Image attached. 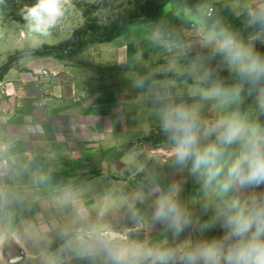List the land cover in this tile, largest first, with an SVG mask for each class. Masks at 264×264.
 <instances>
[{
	"label": "rangeland",
	"instance_id": "obj_1",
	"mask_svg": "<svg viewBox=\"0 0 264 264\" xmlns=\"http://www.w3.org/2000/svg\"><path fill=\"white\" fill-rule=\"evenodd\" d=\"M155 1L67 0L51 34L40 36L29 32L23 19V10L36 0H0V120L25 119L37 131L43 123L58 121L64 137L80 138L91 158L80 159L85 169L80 174L82 221L75 234L98 255L137 246L179 254L205 239L223 237L219 224L204 232L187 228L177 235L167 223L156 222L159 196L173 190L200 224L211 222L233 197L247 201L240 191L223 193L215 181L205 190L190 163H176L161 127L165 106L193 109L205 125L238 114L264 127V111L256 96L248 95L247 86L239 101L213 91L239 83L235 72L223 69L215 49L202 45L205 34L232 26L219 19L225 0H170L153 20L130 25L109 42L82 36L83 48L70 57L22 55L70 46L81 28L103 33L132 12L152 9ZM239 151L238 143L226 150L221 180Z\"/></svg>",
	"mask_w": 264,
	"mask_h": 264
},
{
	"label": "clouds",
	"instance_id": "obj_2",
	"mask_svg": "<svg viewBox=\"0 0 264 264\" xmlns=\"http://www.w3.org/2000/svg\"><path fill=\"white\" fill-rule=\"evenodd\" d=\"M66 2L36 0L26 7L23 19L29 32L50 35L64 15ZM248 16L250 24L258 27L251 41L264 42V7L249 9ZM202 45L212 46L214 55H222L239 80L230 89L216 86L213 91L239 101L247 86L248 95H255L264 111V56L254 50L253 44H246L232 32L220 29L205 34ZM205 76H211V72H205ZM161 127L173 145L176 163L181 166L190 163L192 174L203 178L205 190L214 181L223 193L264 186V127L250 124L238 114L205 125L195 110L172 104L161 111ZM236 143L240 145L239 154L221 180L224 154ZM204 210L207 211V205ZM154 220L167 223L177 235L193 227L200 232L208 231L217 224L224 230V235L219 239H205L179 254L173 249L152 250L140 246L132 250H109L115 264H143L145 261L150 264H264V194L252 196L247 201L233 197L217 209L211 222L200 224L181 206L173 190L159 196Z\"/></svg>",
	"mask_w": 264,
	"mask_h": 264
},
{
	"label": "crops",
	"instance_id": "obj_3",
	"mask_svg": "<svg viewBox=\"0 0 264 264\" xmlns=\"http://www.w3.org/2000/svg\"><path fill=\"white\" fill-rule=\"evenodd\" d=\"M223 2L219 19L232 25L223 29L264 56V42L250 39L258 27L248 16L249 9L264 7V0ZM33 127L25 119L0 120V264H114L109 251L98 255L75 234L82 221L80 174L85 169L80 159L90 154L79 137H64L58 121L41 124V131ZM241 192L248 200L264 194V186ZM61 235L71 238L51 250Z\"/></svg>",
	"mask_w": 264,
	"mask_h": 264
},
{
	"label": "trees",
	"instance_id": "obj_4",
	"mask_svg": "<svg viewBox=\"0 0 264 264\" xmlns=\"http://www.w3.org/2000/svg\"><path fill=\"white\" fill-rule=\"evenodd\" d=\"M170 0H156L152 9L148 11H135L116 22L110 29L103 33L97 32L93 27H86L78 29L73 34V41L70 46L64 47H44L40 50H29L25 56H44L54 55L56 57L66 58L78 54L84 46L82 42V36L87 35L90 38L99 42H109L119 35L130 25L135 23L148 22L157 17L160 13V9L166 6ZM4 73V68L0 70V79ZM71 238V235H61L56 238L50 246L51 250L56 249L62 243Z\"/></svg>",
	"mask_w": 264,
	"mask_h": 264
},
{
	"label": "built area",
	"instance_id": "obj_5",
	"mask_svg": "<svg viewBox=\"0 0 264 264\" xmlns=\"http://www.w3.org/2000/svg\"><path fill=\"white\" fill-rule=\"evenodd\" d=\"M213 13V7L207 9V15L210 16Z\"/></svg>",
	"mask_w": 264,
	"mask_h": 264
},
{
	"label": "water",
	"instance_id": "obj_6",
	"mask_svg": "<svg viewBox=\"0 0 264 264\" xmlns=\"http://www.w3.org/2000/svg\"><path fill=\"white\" fill-rule=\"evenodd\" d=\"M110 236L113 237V236H115V234L111 233Z\"/></svg>",
	"mask_w": 264,
	"mask_h": 264
}]
</instances>
